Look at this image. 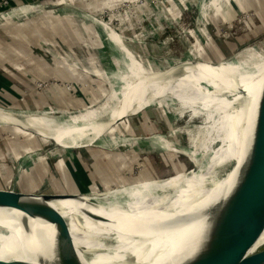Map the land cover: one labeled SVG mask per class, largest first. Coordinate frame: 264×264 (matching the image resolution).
Masks as SVG:
<instances>
[{
  "label": "rangeland",
  "instance_id": "1",
  "mask_svg": "<svg viewBox=\"0 0 264 264\" xmlns=\"http://www.w3.org/2000/svg\"><path fill=\"white\" fill-rule=\"evenodd\" d=\"M75 3L69 0H30L25 6H40L39 10L20 13L8 23L0 24V41L13 42L26 54L18 57L21 68L17 71V65L15 68L2 66L13 75V80L16 79L18 102L13 104L4 96L3 90L0 91L1 107L22 115L67 119L87 108L117 101L124 81L115 74L122 69V64L117 49L97 28L100 21L121 36L135 58L152 74L170 68L167 75L180 74L179 69L176 72L177 68L187 62L255 65L264 55V0H116L98 10H88ZM178 8L183 13L178 14ZM154 11L157 17H153ZM4 12L1 11L0 15ZM188 65L183 66L197 72ZM61 91L68 95L66 102L59 96ZM224 97L231 100L234 95ZM234 106L222 112L213 104L186 105L164 97L137 114L118 119L108 133H99L91 144L71 147L73 150L68 154L73 163L74 159L82 161L92 174L95 165L101 163L108 178V183L104 184L103 171H98L99 177L96 173L92 175L93 181L88 183H91L90 187L83 185V191L100 195L97 199L85 201L83 207L105 199L113 200L125 189L165 181L198 168L205 170L206 165L212 163L211 152L222 144L225 131L219 129L220 121L226 113H233ZM47 133L55 139L59 137V133ZM160 138L168 143H161ZM58 148L54 141L38 133L13 124H0V188L10 187L11 169H19V172L25 168V160L32 157L37 160L46 155L52 166L50 177L40 178L39 184H33L26 172H22L18 177V188L42 193H58L61 191L56 190L63 188L66 191L61 193L69 192L67 186L58 182L59 178L64 180L62 166L66 164L59 153L51 154ZM11 149L20 154L19 157L24 152V164L23 158L18 161L10 158ZM193 157H197L200 164ZM113 162V169H109ZM227 167L226 164L215 166L218 175H222ZM150 211L141 210L136 215L144 212L150 215ZM13 222L0 228L2 254H8L30 237L23 227L25 224L32 229L30 223ZM135 227L139 229L140 225Z\"/></svg>",
  "mask_w": 264,
  "mask_h": 264
},
{
  "label": "bare ground",
  "instance_id": "2",
  "mask_svg": "<svg viewBox=\"0 0 264 264\" xmlns=\"http://www.w3.org/2000/svg\"><path fill=\"white\" fill-rule=\"evenodd\" d=\"M39 7L26 6L17 11L18 13L21 11L34 12L39 10ZM14 13L15 11L2 16L12 17ZM97 23L96 26L99 31L117 49V55L119 54V60L122 64V69L115 74V77L124 81L117 101L97 108H87L83 113L72 115L67 119H54L27 113H23V115H15L10 112L0 113V123L14 124L22 121L43 132L59 133L56 140L66 148L86 143L91 144L96 135L115 124L114 122L118 119L137 114L164 97L177 99L186 105L191 103H203L204 106L213 104L222 112L231 109L234 104L233 113H226L220 121L219 129L225 131L221 139L222 144L211 152L212 163L207 164L205 170L202 171L198 168L197 170L194 169L195 171L192 173H183L165 181L151 182L134 189H125L113 200L105 199L92 205L88 203L85 205L86 207H83L85 201L94 200L100 196L93 193L83 198L56 200L50 202V206L45 209H39L32 204L24 207H11L10 209L0 208V228L8 226L15 220L30 223L32 226L28 235L30 237L23 241L24 244H19L8 254L0 252L1 259L20 258L28 260L32 258L37 260L39 258H52L53 252H56L60 254V257L56 258L58 264L163 263H157L161 255L154 257V255H158L156 250L161 246L156 235L163 229V227L161 228L162 220L167 217L166 215L170 211L172 212L168 217L177 212H190L193 204L191 202L199 200V198L195 199L197 196L203 192H207L205 195L209 194V190L206 189L201 190L198 194L195 191L200 189L199 187L207 180H210L209 177H211L215 166L225 162L228 157L229 159L237 157L238 151L233 150V148L238 145L240 133L245 127L244 111L241 106L244 90L250 91L249 88L251 87L248 86L251 79L250 75L255 72L259 74L257 72L264 66V55L260 56L255 65L228 62H223L220 65H217L218 63L193 64L187 62L177 68L176 72L178 73L179 69L180 74L170 73L157 80L154 77L158 76L152 74L135 58L121 36L112 27L106 26L101 21ZM184 64H189V68L197 70V72L185 68ZM225 95H234V98L228 100L224 97ZM160 140L163 144L168 143L162 138ZM109 142L113 143L114 141L109 140ZM193 158L196 163L200 164L197 157ZM241 158L238 157L237 164L230 172V176H227L229 178L226 181V187L217 194L216 199L214 198V202L217 201L216 204L221 198L227 196L233 187L235 180L232 182L231 174H238L245 159L241 160ZM220 183L222 181L216 186ZM224 184L225 181L220 185ZM5 196L1 192L0 200L4 199ZM147 209H151L150 215L148 212L136 215L140 213L139 211H146ZM123 216L128 217L118 221ZM138 224L140 228L136 229L135 226ZM263 229L264 200L225 214L216 220L211 221L206 216L200 232H203L204 236L231 232L238 238H242L258 235ZM260 237L258 246L264 244V230ZM168 249L165 246V251ZM160 251L164 252L163 249ZM194 251L195 249L186 256L191 255ZM184 258L185 256L181 257L179 261Z\"/></svg>",
  "mask_w": 264,
  "mask_h": 264
},
{
  "label": "water",
  "instance_id": "3",
  "mask_svg": "<svg viewBox=\"0 0 264 264\" xmlns=\"http://www.w3.org/2000/svg\"><path fill=\"white\" fill-rule=\"evenodd\" d=\"M263 67L257 72L259 74L255 72L250 75L251 79L248 83V86L251 87L249 88L250 91L247 89L244 90V103L242 108L244 111L243 117L245 120V127H243L240 133L238 145L235 147L233 146L234 148L232 147L233 150L236 149L238 151L236 154L237 157L232 159L228 157L225 162L220 164H226V166H228L222 175H218L217 168H214L211 177H209L210 180H207L199 187L200 189L195 191L198 194L201 190L206 189L209 190V194L205 195L207 192H203L201 195L197 196L195 199L199 198V200L191 202L193 204L191 205L190 212H177L168 217L172 212L170 211L166 215L167 217L162 220L161 228L163 227V229L156 235L159 239L158 243L160 242L159 245H161L158 249L159 251L156 250L158 255H154V257H159L161 255L157 263L163 262L160 264H173L179 261L181 257L183 258V256H185L183 260L176 264H264V244L258 246V241L264 229L258 235H250L242 238H238L231 232H222L219 235L210 234L207 236H204L203 232H200L206 216L209 217L211 221L213 219L216 220L225 214L240 208L255 205L264 200ZM166 72L154 73V75L158 76L154 78L157 80L162 79L167 75ZM8 112L20 115L15 111L0 106V113ZM115 124L106 128L104 132ZM13 125L22 127L33 133H38L44 138L52 140L57 145L64 147L63 144H59L50 133L36 129L22 121L14 123ZM101 134H103V132ZM79 146L80 145H74L66 148ZM238 157H242L241 160L243 158L245 159L238 174H231L232 182L235 180L234 185L228 195L221 198L216 204L217 201L214 202V200L217 198V194L226 187V181L229 178L227 176L237 164ZM223 180L225 184L220 185L224 182ZM221 181L222 183L216 186ZM1 192L6 195L4 199L0 200L1 209H10L16 206L24 207L29 204L39 209H45L50 206V202L56 200L83 198L93 194L92 192L86 191L63 193L24 192L16 190L14 187L8 189L0 188V193ZM23 227L26 231L25 233L28 234V231H30L29 228H27L25 224ZM170 230L176 232L170 233ZM21 244H24V242H21ZM165 246L169 248V251H165ZM160 249H163L164 252L160 251ZM194 249L195 251L191 255L186 256ZM154 252L153 254H155ZM53 254L54 256L52 258H39L37 260H33L32 258L28 260L20 258H0V264H58L56 258L60 257V254L56 252H53Z\"/></svg>",
  "mask_w": 264,
  "mask_h": 264
},
{
  "label": "crops",
  "instance_id": "4",
  "mask_svg": "<svg viewBox=\"0 0 264 264\" xmlns=\"http://www.w3.org/2000/svg\"><path fill=\"white\" fill-rule=\"evenodd\" d=\"M3 0H0V3L2 2ZM13 1V4H12V8L8 11H5L4 13H2L0 15V24H6L8 23L9 20H12L14 17H17L18 15H20V13L22 14H26V12L24 11H21L20 13H18L17 10H14L16 9L17 7H24L26 3L30 2V0H12ZM58 1V0H57ZM60 1V0H59ZM63 0H61L62 2ZM71 2H76L75 4L79 5V6H82V7H85L86 9L88 10H98V8H101L102 5H107V4H110V3H114L116 0H69ZM241 2V1H239ZM16 7V8H15ZM26 7V6H25ZM228 10V9H226ZM13 11H15L14 14H17V15H12V17H3L2 15L3 14H9V13H13ZM60 12V11H59ZM183 13L182 9L178 8V14L180 13ZM2 16V17H1ZM159 35V34H158ZM157 34L155 35V40L157 39ZM12 41V40H11ZM16 44H18L16 42ZM20 55H26L24 52H23V49H20V47L17 45H14L13 42H8V43H5V42H2L0 41V91L4 92V96L8 99H10L11 102L16 103L18 102V89L15 88L16 86V79H12L13 75L11 73H9L8 70L4 69L2 66L6 65V66H18L17 68H15V70L19 69V67L21 65H19V61H18V57ZM21 68V67H20ZM16 70V71H17ZM5 71V72H4ZM10 77V78H9ZM16 89V90H13V89ZM59 96L60 98L62 97L63 100L66 102L67 100V93L65 91H61L59 92ZM49 97V96H48ZM50 101V100H49ZM73 102L75 103V100H73ZM72 103V102H71ZM0 124H4V123H0ZM5 125H8V124H5ZM41 144H44L41 142ZM58 150L54 153H51V154H56V153H59V155H61V157H64V159L66 161H64V164L62 167H63V175H64V180L62 179H58L60 181L59 184L61 185H64V186H67V191L71 192H77V191H83L82 187L83 185H88L87 187H90V184H88L89 182H92L93 181V174L96 173V177H99V173L98 171H103V174H102V177L105 179V181L103 182L104 184H107L108 183V178H107V174L104 172V168L101 167V163L97 166L95 165V167L93 168V174L90 172V170L82 163V161L79 160V162L77 161V159H74V163L72 162V160H70L69 156L71 157V155L68 154V152L72 151L73 149L72 148H65V147H62V146H59L58 145ZM12 150V154L10 153V158H14L15 161H18L19 158H23L25 157L26 155L23 153L21 157L20 154H16V151H14L13 149ZM34 150V149H33ZM46 155H43L42 158L40 159H34V157L30 158L29 160H25L26 162V165H25V168L24 169H21L19 172L18 170H12L11 169V173H13V176H12V182H11V185L9 188L11 187H14V189L16 190H20V191H25L26 190H22V189H19L18 186H17V183H19V175L22 173V172H26V176H29L31 178V181L33 184H39L40 180L44 178L45 179H48L50 177V172L52 171V166L48 163L49 160H47L45 157ZM87 157V156H85ZM18 158V159H17ZM45 158V160H44ZM90 159V158H89ZM108 159V157H107ZM110 160V159H109ZM23 163H24V158L22 159ZM111 164V165H110ZM109 166V169L114 166V162L113 163H110ZM13 167V166H11ZM101 168V169H99ZM17 169V168H16ZM113 169V168H111ZM9 172V173H10ZM105 174V175H104ZM54 176V175H53ZM41 178V179H40ZM42 180V182H43ZM103 180V179H102ZM32 185V184H31ZM18 188V189H17ZM71 188V189H70ZM56 191H66V190H63V188H58Z\"/></svg>",
  "mask_w": 264,
  "mask_h": 264
},
{
  "label": "built area",
  "instance_id": "5",
  "mask_svg": "<svg viewBox=\"0 0 264 264\" xmlns=\"http://www.w3.org/2000/svg\"><path fill=\"white\" fill-rule=\"evenodd\" d=\"M12 0H3L1 3H0V12L1 11H8L10 10L12 7V3H11ZM144 2L146 0H143ZM148 16L149 14L147 15V19H148ZM153 17H157V13L156 11H154V16Z\"/></svg>",
  "mask_w": 264,
  "mask_h": 264
}]
</instances>
